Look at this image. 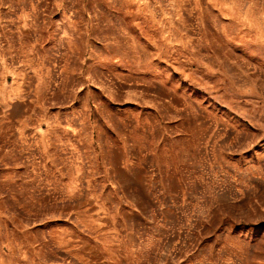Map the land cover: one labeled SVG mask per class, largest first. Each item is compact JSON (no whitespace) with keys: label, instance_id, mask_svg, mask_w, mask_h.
<instances>
[{"label":"rangeland","instance_id":"rangeland-1","mask_svg":"<svg viewBox=\"0 0 264 264\" xmlns=\"http://www.w3.org/2000/svg\"><path fill=\"white\" fill-rule=\"evenodd\" d=\"M0 264H264V0H0Z\"/></svg>","mask_w":264,"mask_h":264}]
</instances>
